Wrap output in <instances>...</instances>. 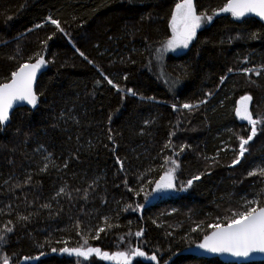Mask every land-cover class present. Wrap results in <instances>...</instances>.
<instances>
[{
    "label": "trees",
    "instance_id": "1",
    "mask_svg": "<svg viewBox=\"0 0 264 264\" xmlns=\"http://www.w3.org/2000/svg\"><path fill=\"white\" fill-rule=\"evenodd\" d=\"M228 2L192 0L203 24L173 53L184 0H0V85L45 61L36 105L0 123V264H225L199 247L212 225L264 208V22L217 18Z\"/></svg>",
    "mask_w": 264,
    "mask_h": 264
},
{
    "label": "snow or ice",
    "instance_id": "2",
    "mask_svg": "<svg viewBox=\"0 0 264 264\" xmlns=\"http://www.w3.org/2000/svg\"><path fill=\"white\" fill-rule=\"evenodd\" d=\"M224 12H230L233 16L239 18L245 15V13H256L260 17H264V0H229L226 6L221 9ZM176 12L179 15L172 17V27L176 35L169 41V47L182 45L188 46V42L195 35V30L200 26L202 16L196 15L193 8L192 0H184V3L176 5ZM207 20H211V16L206 17ZM179 22L183 25V30L177 32L176 26ZM56 24V21H52ZM59 26V25H57ZM62 31V29H61ZM45 63L43 58H40L35 64L29 66L27 64L21 66L18 72L13 73V79L11 83L0 85V122L7 121L9 119V109L12 107L14 101H27L29 104L35 106L37 102V96L33 92V80L36 75V71ZM108 83H112L111 80ZM251 97L242 98V107L237 109V115L241 119L247 120L251 123V135L247 139L241 138L240 144V157L244 155V145L255 136V125L257 120L252 118L251 113L248 110V106L244 101L250 100ZM185 108L192 107L191 105H183ZM239 159L235 161L238 163ZM175 164V161H173ZM178 166V165H177ZM256 173L250 172L249 175H255ZM261 175H264V169H261ZM195 179H199L196 177ZM189 186L192 181H189ZM174 187L173 177L171 171L166 174L165 177H161V182L157 184L158 189H171ZM215 231L211 235L204 237V243L200 244V248L207 249L213 253H231L237 257L248 256L252 251L264 252V208H260L259 211L255 207L247 209L245 212H241L238 216H234L226 226L221 224L212 225ZM11 231V228L7 229ZM104 231V229H100ZM137 236L142 235L141 232L136 233ZM3 239V237H0ZM87 243V241H85ZM52 251H56L53 249ZM63 252L75 253L77 256L87 259L93 253L101 255V251L98 248H74L62 249ZM136 256H144L145 253L139 249L135 250ZM106 259L121 258L128 264V255L124 252H117L114 255H109L107 252L102 254ZM27 259V258H25ZM152 260H156V256L151 257Z\"/></svg>",
    "mask_w": 264,
    "mask_h": 264
},
{
    "label": "water",
    "instance_id": "3",
    "mask_svg": "<svg viewBox=\"0 0 264 264\" xmlns=\"http://www.w3.org/2000/svg\"><path fill=\"white\" fill-rule=\"evenodd\" d=\"M226 14H231V13L230 12H224V11L220 10V11H218L216 13V16H217V18H221L222 16H224ZM239 18H241V19H243V18H253V19H255V20L259 21V22H264V17H260L256 13H247L246 12L244 16L239 17ZM182 30H183V28L181 29V31ZM27 65L31 66V65H33V63H27ZM41 74H42V69L40 67L36 71V75H35V78L33 80V92L35 93L36 96H37V92H36L37 84H38V81H39V79L41 77ZM12 79H13V77H12ZM12 79L9 82L5 83V84L11 83ZM245 97H251V96H245ZM243 103L247 104L248 110H249V112L252 115V112H251L252 98L250 100H248V101H244ZM33 107L34 106L29 104L27 101H14L12 107L9 109V119L7 121H4V122H9L11 120L12 115L14 114V112L16 110H19V109H22V108H33ZM241 107H242V98L238 101L236 109H235V115H236V118H237L238 122L241 123V124L252 126L249 121L241 119L240 116L237 115V111L236 110L241 108ZM252 118H253V116H252ZM4 122H0V123H4ZM167 190L168 189H158L156 187V192L161 193V194L165 193ZM202 252H203V255L205 257L217 258V259H219L221 262H223L225 264H247V263H261V262H264V252H259V251H252L246 257H244V256L237 257V256H235V255H233L231 253H213V252H210V251H208L207 249H204V248H203ZM141 258L144 259L143 256H141ZM114 260L116 262L118 260L124 261L121 258H116ZM132 262H133V258H130V259L128 258V264H132ZM124 263H125V261H124Z\"/></svg>",
    "mask_w": 264,
    "mask_h": 264
},
{
    "label": "rangeland",
    "instance_id": "4",
    "mask_svg": "<svg viewBox=\"0 0 264 264\" xmlns=\"http://www.w3.org/2000/svg\"><path fill=\"white\" fill-rule=\"evenodd\" d=\"M174 15H177L179 17L180 14H178L175 10V13ZM203 24V20L201 19L200 21V26L198 28H196L195 30V35L196 33L200 30L201 26ZM183 28V25L179 22L178 20V23H177V26H176V29H177V32H180L181 29ZM171 29H172V37L170 38V41L173 39V36L176 35V33H174L173 31V27H172V22H171ZM195 35L192 37V39L188 42V46L186 48L189 47V45L192 43V41L194 40V37ZM169 46V45H168ZM170 51H172L173 53H180V52H183L184 50H186L185 47H183L182 45H179V46H174V47H168ZM42 69V68H41Z\"/></svg>",
    "mask_w": 264,
    "mask_h": 264
},
{
    "label": "flooded vegetation",
    "instance_id": "5",
    "mask_svg": "<svg viewBox=\"0 0 264 264\" xmlns=\"http://www.w3.org/2000/svg\"><path fill=\"white\" fill-rule=\"evenodd\" d=\"M129 259H130V258H129ZM112 260H113V259H112ZM117 262H122L123 264H125L124 261H122V260H118Z\"/></svg>",
    "mask_w": 264,
    "mask_h": 264
}]
</instances>
